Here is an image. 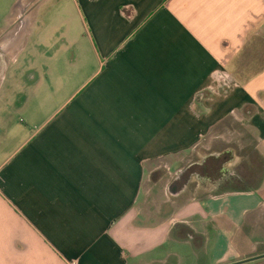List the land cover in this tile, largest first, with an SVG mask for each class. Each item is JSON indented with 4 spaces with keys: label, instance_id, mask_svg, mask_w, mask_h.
Masks as SVG:
<instances>
[{
    "label": "crops",
    "instance_id": "1",
    "mask_svg": "<svg viewBox=\"0 0 264 264\" xmlns=\"http://www.w3.org/2000/svg\"><path fill=\"white\" fill-rule=\"evenodd\" d=\"M83 2L89 69L74 44L78 83L0 163V264H230L261 253L229 232L264 215V168L253 161H264V69L243 79L232 64L264 0ZM33 16L0 26L15 47L0 92L39 36ZM182 154L202 158L170 191L179 198L195 182L192 197L146 222L137 205L148 171L178 165L179 179ZM228 169L235 177L222 184Z\"/></svg>",
    "mask_w": 264,
    "mask_h": 264
},
{
    "label": "rangeland",
    "instance_id": "2",
    "mask_svg": "<svg viewBox=\"0 0 264 264\" xmlns=\"http://www.w3.org/2000/svg\"><path fill=\"white\" fill-rule=\"evenodd\" d=\"M83 8H85L83 0H0V26H5L12 18L25 21L29 15L30 19H33L35 15L34 30L39 34L29 48L20 51L17 63L10 69L8 80L4 84L3 91L0 92V113H2V116L0 115V163L28 135L41 126L43 117L51 110L49 103L65 99L68 92L78 83V77H75L72 72L75 67H78L73 63L74 44L81 46L82 57L85 59L84 67L89 69L92 32L89 18L84 12L82 13ZM9 34L0 37V72L5 68V56H9L15 49L10 42L6 43L9 40ZM238 56L232 64H236V74L240 73L243 79L264 69V18ZM41 65L47 68L46 78L42 77L44 66ZM28 71H32L38 78L41 75L40 81L35 85L26 83L25 74ZM241 142L244 144L245 141ZM206 144L210 146L213 143L206 142ZM201 158L200 155H180L179 167L186 169L182 172L186 185L192 169H197L196 166L199 164L196 162ZM253 161L258 163L259 159L253 157ZM177 169L178 165H175L172 170H168L163 163L159 170L148 171V179L137 205L138 213L146 217V222L154 220L156 215L166 214L171 210V204L183 203L192 197L191 190L195 182L189 185L188 190L181 191L179 198H174L172 192L179 190L174 187L175 180L172 181ZM207 178L209 180H202L204 185L201 183L200 187L210 186L209 182L206 184L205 182H211L212 177ZM226 188L231 190L232 187ZM259 192L264 195L262 190ZM261 207L264 214V205ZM225 221L226 219L222 218V228H227ZM235 229L236 227H232L229 233L233 234V240L237 245L253 243L261 252L257 255L264 254V215L256 219L249 217ZM240 264H264V257Z\"/></svg>",
    "mask_w": 264,
    "mask_h": 264
},
{
    "label": "flooded vegetation",
    "instance_id": "3",
    "mask_svg": "<svg viewBox=\"0 0 264 264\" xmlns=\"http://www.w3.org/2000/svg\"><path fill=\"white\" fill-rule=\"evenodd\" d=\"M193 171L192 172H196L197 170L196 169H192ZM233 172V173H232ZM235 170H231V169H228L227 171L226 170H223L222 171V178H223V180H222V184L223 183H225L226 181H227V179H230V178H233V177H235ZM204 175L203 176H205L204 178H207V177H209L208 175H205V173H203ZM190 176H192L191 174H190ZM183 177H184V175L182 174L181 176H180V178L178 179H175V185H174V187L176 188V189H179V190H181L182 188H184L183 186H185L186 185V181L184 182L183 181ZM188 178L186 177V180H187ZM190 180V179H189ZM229 181V180H228ZM178 190V191H179Z\"/></svg>",
    "mask_w": 264,
    "mask_h": 264
},
{
    "label": "trees",
    "instance_id": "4",
    "mask_svg": "<svg viewBox=\"0 0 264 264\" xmlns=\"http://www.w3.org/2000/svg\"><path fill=\"white\" fill-rule=\"evenodd\" d=\"M255 158H257V159H259V162L257 163V162H255V163H257L255 166L259 169V171H261V170H263V168H264V161H263V159H262V157L259 155V156H257V157H255ZM260 160H261V162H260ZM261 165V167H260V165ZM231 190H240V189H236V188H231Z\"/></svg>",
    "mask_w": 264,
    "mask_h": 264
},
{
    "label": "water",
    "instance_id": "5",
    "mask_svg": "<svg viewBox=\"0 0 264 264\" xmlns=\"http://www.w3.org/2000/svg\"><path fill=\"white\" fill-rule=\"evenodd\" d=\"M173 192H175V191H173ZM262 257H264V254L256 255V256L251 257V258H249V259H246V260H240V261H237V262H234V263H230V264H240V263H244V262L249 261V260H254V259H258V258H262Z\"/></svg>",
    "mask_w": 264,
    "mask_h": 264
}]
</instances>
